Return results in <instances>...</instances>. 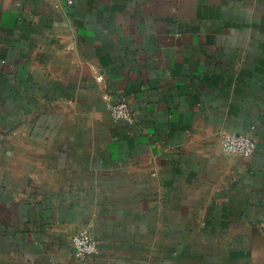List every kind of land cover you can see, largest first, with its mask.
I'll return each instance as SVG.
<instances>
[{"label": "crops", "instance_id": "obj_1", "mask_svg": "<svg viewBox=\"0 0 264 264\" xmlns=\"http://www.w3.org/2000/svg\"><path fill=\"white\" fill-rule=\"evenodd\" d=\"M0 264H264V0H0Z\"/></svg>", "mask_w": 264, "mask_h": 264}, {"label": "built area", "instance_id": "obj_2", "mask_svg": "<svg viewBox=\"0 0 264 264\" xmlns=\"http://www.w3.org/2000/svg\"><path fill=\"white\" fill-rule=\"evenodd\" d=\"M102 77H99L101 81ZM115 121L130 123L133 113L128 101L123 100L111 109ZM222 150L228 157L249 158L256 153V143L251 135L239 133H226L222 141ZM73 253L79 260H86L99 253V242L88 229L79 231L72 237Z\"/></svg>", "mask_w": 264, "mask_h": 264}]
</instances>
